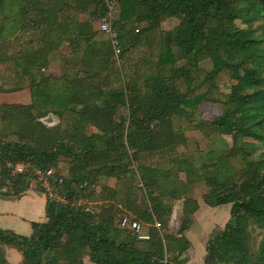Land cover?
I'll return each instance as SVG.
<instances>
[{"label": "trees", "instance_id": "obj_1", "mask_svg": "<svg viewBox=\"0 0 264 264\" xmlns=\"http://www.w3.org/2000/svg\"><path fill=\"white\" fill-rule=\"evenodd\" d=\"M115 6L117 64L107 33L94 26L104 10L102 0H0L2 27L8 29L2 39L26 26L40 31L39 45L17 55L0 52V90L28 87L31 95L28 103L0 104V114L11 115L7 132L0 131V164L30 160L41 170L55 168V183L66 199H47L45 220L30 221L28 235L0 227V264H86L82 257H65L64 235L94 264H179L190 244L183 231L198 208L194 198L184 197L182 215L190 218L182 219L177 235L150 227L145 240L114 223L116 188L103 187L112 202L97 211L71 201L94 172H128L125 140L134 148L132 159L142 178L156 184L157 176L173 177L176 146L194 127L188 116L202 101L219 103L223 110L201 123L232 140L228 154L202 164L208 186L203 200L230 203L228 220L206 240L203 264H264V0H116ZM51 16L57 29L52 24L40 29L38 17ZM170 16L178 22L164 28ZM206 58L211 65L201 67ZM52 60L90 71L48 73ZM49 112L58 123L41 120ZM88 125L96 130L87 131ZM245 140L253 144L241 147ZM256 151L259 157L252 160ZM236 172L241 177L228 183ZM25 190L21 184L0 195L16 197ZM157 191L151 207L163 229L172 208L163 200L166 191ZM254 230L260 234L256 244ZM5 245L19 250L22 259L9 262Z\"/></svg>", "mask_w": 264, "mask_h": 264}, {"label": "rangeland", "instance_id": "obj_2", "mask_svg": "<svg viewBox=\"0 0 264 264\" xmlns=\"http://www.w3.org/2000/svg\"><path fill=\"white\" fill-rule=\"evenodd\" d=\"M116 14L117 8L115 6L113 20L116 17ZM29 15L31 17L34 16L33 12H29ZM29 15L26 14V17ZM38 19L41 21L40 29L50 26L51 24L52 27H54L53 29H57V24L53 16L42 19L38 17ZM29 20L30 19L28 17V19L25 20V24L26 22L29 24ZM98 20L99 16L96 20H94V26L96 28ZM177 22L178 19L176 17L170 16L162 22V26L164 28H172L177 24ZM9 25H11V23H9ZM44 29L49 31L46 28ZM6 31L8 32L7 25L2 27L0 18V52H3L4 54L17 55L20 54L21 51L23 52L39 45L40 40H38L39 38L37 36L40 31H37V29H32L26 26L19 32L16 30L13 34H10L2 39V37L7 33ZM60 48H62V46ZM64 49L66 50L65 44ZM113 60L115 64L118 63L114 56ZM199 64L201 67L206 68L211 65V62L210 59L206 58L200 61ZM3 66V62L0 61V74ZM73 69L74 68L66 66V64H61V61L56 62L55 60H52L47 65L46 72L57 75L66 73L67 76H73L75 74H85L90 71L87 67H81L79 71H74ZM223 89L228 90L227 88ZM30 100L31 95L28 87L13 91L0 90V104L28 103ZM222 110L223 107L219 103L202 101L197 108L193 110L192 114L188 116V118H190L192 125H198L199 123L203 121L207 122L213 116L220 114ZM119 111L126 114L128 113L127 109L123 107H119ZM10 120L11 115L9 113L5 112L3 115L0 114V131L3 134L7 132V127L11 125ZM41 120L48 125H53L59 122L58 116L51 112L41 117ZM195 125L183 132V142L180 140L176 146V161L173 162L170 167V174L173 175V177L167 176L165 178L157 176V179L160 182L157 183L156 181V184L154 180L150 179V177L147 179H145L146 177L142 178L140 176L136 160L132 159L134 148L130 146L127 140H125L127 150L125 152L126 157L124 160V166L126 167L125 170L128 172L125 175L123 173H119L118 175V172L111 175L100 172L99 174H96L94 172L95 174H92L85 187H82L81 191L74 199H72L71 203L81 206L83 205L84 207H89L97 211L99 210L100 204L110 201L112 202L109 198V193L105 192L103 188L104 186H110L116 188L117 191L119 190V199H113V202L115 201L114 204L116 208H112L114 223L118 228L122 230L125 229L124 231L126 233H133L131 228L126 227L125 224L121 223L122 217L126 216L128 220H138L145 229L149 230L150 227H157L160 232L164 233L167 231L177 235L182 219L183 221L187 220L186 222H188L190 218L189 216L186 217L182 215L184 197L194 198L198 202V208L191 214V221L183 231V233L192 240V244L188 247L189 249L185 251L183 259L187 258L190 260L187 264H202L206 240L207 238L214 236L222 229L225 222L229 218L230 208V203L215 204L213 201V203H209L210 201L203 200L202 195L208 190V186L204 180L207 172H202V164L208 160H217L219 155L228 154L231 151L232 140L229 134L220 133L218 131L216 132V130L213 128L211 129L207 123H204V125L202 124V126ZM200 127H202L203 130ZM86 130L90 132L92 130H96V128L88 125ZM6 136L10 137L11 135ZM14 136L15 135L12 137ZM252 144L253 142L251 140H245L241 147L251 146ZM209 150H211V153L207 154ZM65 157L71 158V154H67ZM258 157L259 154L257 151L251 155L252 160H256ZM140 161L146 163V157H142V160ZM7 163L10 162L0 164V179H4V184L0 187V192L6 191L7 193L12 194L18 186L23 184L27 190L33 189L44 193L46 200L55 199L66 202L64 194L58 190L57 184L55 183V168L51 170L49 175L45 173L40 176L36 172V170L40 168L34 165L32 161L26 160L25 164H27V167L25 171H27L28 174L26 177H21L18 176L21 173H12L11 170L7 171ZM4 168L6 170H4ZM240 177L241 173L236 172L234 175L229 177L228 183H234ZM156 185H158V188H156ZM159 189L166 191L165 194H163V200L166 204L170 203L172 208L169 215L170 218L168 217L169 220L167 224L163 226V229L161 226L164 223L157 219L156 214L151 207L153 202L151 198L158 192L157 190ZM88 193L93 196L92 199H87L85 194ZM124 199H129V203L126 204ZM199 204H201V207H199ZM191 205L192 203H189L187 207ZM117 208H119V210ZM144 212L151 214L153 220L147 219ZM224 213L225 217H222V214ZM64 236L62 237L63 241H65L64 252L65 257L68 260H75L82 257L84 258L86 264H94L89 261L85 250L82 249L81 246L77 243H73V239ZM253 237L256 244L260 238V234L257 230L253 231ZM165 243H167V241H165ZM202 255L203 257L201 258ZM49 263L59 264L56 260H50Z\"/></svg>", "mask_w": 264, "mask_h": 264}, {"label": "crops", "instance_id": "obj_3", "mask_svg": "<svg viewBox=\"0 0 264 264\" xmlns=\"http://www.w3.org/2000/svg\"><path fill=\"white\" fill-rule=\"evenodd\" d=\"M45 203V194L33 189L25 190L16 197L0 195V227L9 228L21 234H30L32 230L30 221H43L46 218L44 211ZM199 207H201V204H199ZM222 217H225V213L222 214ZM186 237L188 238L187 235ZM188 239L190 246L192 240ZM188 247L179 255V264H187L190 261L187 258L183 259L185 251L189 249ZM4 251L6 259L10 262L16 263L22 259L19 250L11 245H5Z\"/></svg>", "mask_w": 264, "mask_h": 264}, {"label": "built area", "instance_id": "obj_4", "mask_svg": "<svg viewBox=\"0 0 264 264\" xmlns=\"http://www.w3.org/2000/svg\"><path fill=\"white\" fill-rule=\"evenodd\" d=\"M104 5L103 12L99 15L97 29H100L107 33L110 44L112 47L113 56L117 59L118 55L121 51V44L118 31L114 26L113 15H114V7L116 4V0H102ZM7 171L11 170L12 173H23L26 170L27 164L25 161L15 162V163H7ZM52 169L40 170L37 169L36 172L41 176L45 173L49 175ZM57 189V188H56ZM121 223L125 224L126 227H129L133 230V233L136 235L138 239H148L150 236L149 230L145 229L142 224L134 219L128 220L126 216H123L121 219Z\"/></svg>", "mask_w": 264, "mask_h": 264}]
</instances>
